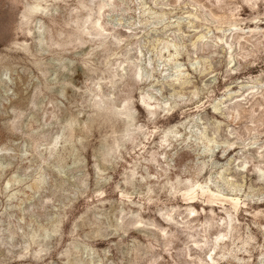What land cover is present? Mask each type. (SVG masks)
I'll list each match as a JSON object with an SVG mask.
<instances>
[{
	"label": "rangeland",
	"instance_id": "obj_1",
	"mask_svg": "<svg viewBox=\"0 0 264 264\" xmlns=\"http://www.w3.org/2000/svg\"><path fill=\"white\" fill-rule=\"evenodd\" d=\"M0 264H264V0H0Z\"/></svg>",
	"mask_w": 264,
	"mask_h": 264
},
{
	"label": "bare ground",
	"instance_id": "obj_2",
	"mask_svg": "<svg viewBox=\"0 0 264 264\" xmlns=\"http://www.w3.org/2000/svg\"><path fill=\"white\" fill-rule=\"evenodd\" d=\"M29 8V7H28ZM31 9H42L41 7H38V6H36V7H31ZM30 11V10H29ZM32 12H33V10H32ZM127 131H129V130H127Z\"/></svg>",
	"mask_w": 264,
	"mask_h": 264
}]
</instances>
